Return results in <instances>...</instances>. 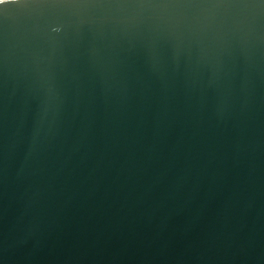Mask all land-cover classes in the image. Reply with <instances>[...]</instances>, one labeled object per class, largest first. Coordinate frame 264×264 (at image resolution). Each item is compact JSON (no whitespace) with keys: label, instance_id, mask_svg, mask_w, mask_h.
<instances>
[{"label":"water","instance_id":"1","mask_svg":"<svg viewBox=\"0 0 264 264\" xmlns=\"http://www.w3.org/2000/svg\"><path fill=\"white\" fill-rule=\"evenodd\" d=\"M0 264H264V0H0Z\"/></svg>","mask_w":264,"mask_h":264}]
</instances>
